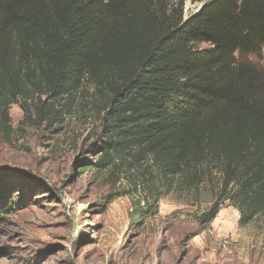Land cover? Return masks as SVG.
Returning a JSON list of instances; mask_svg holds the SVG:
<instances>
[{"label":"trees","instance_id":"1","mask_svg":"<svg viewBox=\"0 0 264 264\" xmlns=\"http://www.w3.org/2000/svg\"><path fill=\"white\" fill-rule=\"evenodd\" d=\"M183 4L0 0V134L9 141L12 104L22 123L52 125L68 110L60 103L90 85L102 122L92 168L111 177L124 160L146 161L154 179L137 184L149 192L175 177L211 183L200 221L227 202L246 224L264 213V0H211L186 19ZM4 188L0 220L23 200Z\"/></svg>","mask_w":264,"mask_h":264},{"label":"rangeland","instance_id":"2","mask_svg":"<svg viewBox=\"0 0 264 264\" xmlns=\"http://www.w3.org/2000/svg\"><path fill=\"white\" fill-rule=\"evenodd\" d=\"M209 1L184 0L183 18ZM256 59L264 67V47ZM94 98L84 85L60 103L68 110L52 125L24 124L20 103L10 106L9 141L0 134V191L6 186L23 200L2 213L0 264H264V213L240 225L225 202V221H200L215 199L211 183L175 177L149 192L137 184L142 175L145 186L154 179L146 161L119 162L111 177L92 168L102 154ZM152 198L155 208L144 209ZM139 210L144 218L134 224Z\"/></svg>","mask_w":264,"mask_h":264},{"label":"bare ground","instance_id":"3","mask_svg":"<svg viewBox=\"0 0 264 264\" xmlns=\"http://www.w3.org/2000/svg\"><path fill=\"white\" fill-rule=\"evenodd\" d=\"M225 216H226L225 213L219 212L217 215V218H218V220L225 221V218H226Z\"/></svg>","mask_w":264,"mask_h":264},{"label":"water","instance_id":"4","mask_svg":"<svg viewBox=\"0 0 264 264\" xmlns=\"http://www.w3.org/2000/svg\"><path fill=\"white\" fill-rule=\"evenodd\" d=\"M184 19H186V18H184Z\"/></svg>","mask_w":264,"mask_h":264}]
</instances>
